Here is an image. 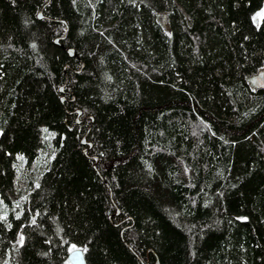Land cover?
<instances>
[{"label": "trees", "instance_id": "obj_1", "mask_svg": "<svg viewBox=\"0 0 264 264\" xmlns=\"http://www.w3.org/2000/svg\"><path fill=\"white\" fill-rule=\"evenodd\" d=\"M46 3L0 0V264H264V0Z\"/></svg>", "mask_w": 264, "mask_h": 264}, {"label": "water", "instance_id": "obj_2", "mask_svg": "<svg viewBox=\"0 0 264 264\" xmlns=\"http://www.w3.org/2000/svg\"><path fill=\"white\" fill-rule=\"evenodd\" d=\"M49 1L50 0H47V3L46 4H48ZM36 18L38 20H41L43 18L42 9L37 13ZM67 31H68V28L66 27L65 34L63 36H61V37L55 38L53 40V43L56 44V45H58L60 40H64L66 38ZM60 46L63 47V45H60ZM64 51L68 54V56L70 58L76 56L75 55V51H74L73 48L65 47L64 48ZM64 70H65V67H64ZM249 86L252 89H254V90H264V72H259V73L255 74V75H253L252 77H250V79H249ZM63 88H64V85L61 86V87H59V93H61V94L64 93ZM73 100H74V97L73 96L71 97L70 100H66V98L64 96H61L60 97V102L61 103H64V101H70V102H72ZM74 113L76 115V117H75L76 124H80L82 121H84V120L87 119V118H83L82 120H80V117H81V114H82V112L80 110H76ZM88 119L90 120L89 127L87 129L86 134L81 139V144L83 146H87V148L83 150L84 153H86L87 149L91 148V144L86 142V135H87L88 131L90 130V127L92 125L93 119H92V117H88ZM92 159L94 161L93 169L96 170L98 158L97 157H93ZM118 214H119V211L116 210V213L113 216H117ZM113 216H109L108 217L109 220ZM121 234H122V232H121ZM66 259H67V261H68L69 264H86L85 256H84V253H83V251L81 249H73V250H71L70 252L67 253ZM155 264H158V263L156 262Z\"/></svg>", "mask_w": 264, "mask_h": 264}, {"label": "rangeland", "instance_id": "obj_3", "mask_svg": "<svg viewBox=\"0 0 264 264\" xmlns=\"http://www.w3.org/2000/svg\"><path fill=\"white\" fill-rule=\"evenodd\" d=\"M264 16V8L261 10V11H259L258 13H257V15H256V17L259 19V18H261V17H263ZM45 163H47V162H45L44 160H41L40 162H39V164H38V166H37V168H36V171H37V175H40L41 174V170H42V168L46 165ZM45 164V165H44ZM43 166V167H42ZM24 198V195L22 196V197H20L19 199H17L18 201H20V200H22ZM17 201V202H18ZM70 252V251H69Z\"/></svg>", "mask_w": 264, "mask_h": 264}]
</instances>
